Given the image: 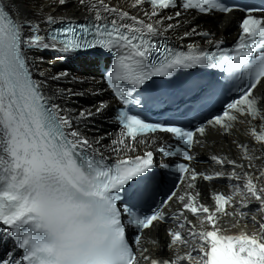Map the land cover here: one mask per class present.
I'll return each instance as SVG.
<instances>
[{"label":"snow or ice","instance_id":"obj_1","mask_svg":"<svg viewBox=\"0 0 264 264\" xmlns=\"http://www.w3.org/2000/svg\"><path fill=\"white\" fill-rule=\"evenodd\" d=\"M69 2L54 0L53 5H42L36 12L40 14L43 7L65 6ZM76 2L94 12L91 23L76 26L68 17L47 14L44 19L48 25L58 20L68 22L41 36L38 24L14 17L0 0V228L10 232L23 250L20 259L10 257L0 264H264V223L256 220V213L264 212V167L257 174L252 163L255 157L247 147L240 146L252 172L226 157L211 159L221 166L232 165L230 173H197L187 164H175L174 172L180 174L181 183L186 182V190L182 195L172 192L161 202L166 205L175 197L182 204L172 217L177 227L168 230L167 247L175 249V253L168 259L152 258L145 255L148 250L142 247V234L154 222L165 221L167 214L161 205L142 213L134 206H118V202L131 182L150 174L155 166L153 151L134 157L118 155L114 162H109L103 151L94 147L100 140L90 141L74 127L102 113L107 105L102 102L95 111L86 109L73 117L46 94V81L34 78L39 70L28 55L33 49L58 51L61 55L57 59L79 53L115 52L114 70L107 74V80L115 96L125 104L130 92L120 87L118 81L139 89L152 77H168L176 69L198 65L221 68L229 79L237 81L238 96L206 124L228 132L241 116L249 118L248 134L262 146L260 157L264 158V93L254 94L258 86L264 85V7L228 0H131V8L149 5L150 11L143 13L145 19L105 0ZM178 5L184 12L194 10L208 15L244 12L237 43L219 53L191 44L187 51L161 47L153 38L180 26L182 21L177 20L176 24L162 27L164 21L181 17L182 12L154 18L162 10ZM197 34L209 35L198 33L195 28L184 33ZM221 43L215 41L218 49ZM68 75L63 71L51 79L61 80ZM58 92L63 94L64 90ZM118 118L121 129L110 146V151L118 154L136 151L139 137L159 131L171 134L177 142L162 146L163 154L191 161L193 157L187 149L199 142L195 139L197 134L206 133L204 124L192 130L147 122L124 110ZM256 120L260 121L258 127ZM225 176L235 181L232 191L228 195L213 194V206L200 203L199 192L189 191L196 188L198 178L212 181ZM254 204L256 207L252 208ZM186 213L197 223L189 220ZM225 217L237 224L250 219L259 223L261 233L226 235L220 224ZM129 227L135 233L132 241L126 236Z\"/></svg>","mask_w":264,"mask_h":264},{"label":"bare ground","instance_id":"obj_2","mask_svg":"<svg viewBox=\"0 0 264 264\" xmlns=\"http://www.w3.org/2000/svg\"><path fill=\"white\" fill-rule=\"evenodd\" d=\"M8 8L11 9L14 17L21 20L27 19L39 25V35L45 36L47 30L56 24L48 25L45 22L44 17L47 14H52L56 17H68L71 21H88L91 20L94 12H90L87 6L79 5L76 0H71L65 6L43 7L42 12L37 14L36 9H40L42 5H53L54 0H3ZM111 6H115L119 9L126 10L130 15H136L138 18H145L143 13L150 11L149 5L146 3L144 6H137L131 8L129 5L131 0H105ZM175 10H162L159 16L154 19H159L160 16L167 17L172 16ZM181 17H174L171 21H164L162 27L166 28L167 23L176 24L177 20L182 21L181 25L168 29L162 36L154 38H161L167 40L169 43H173L184 48L188 45H198L200 49L205 50L215 45V41H222L225 43L232 42L238 35V29L234 24V20L237 17L234 13L228 15H215L214 17L200 16L193 11H181ZM146 19V18H145ZM67 21V20H65ZM130 22V21H127ZM195 28L198 33H208L207 37L202 35H190L185 36V32H191ZM31 33L29 34L30 38ZM208 40H212L214 43L209 44ZM185 45V46H183ZM28 55L33 58L39 71L34 73V78L37 80H44L46 94L53 98V102L59 104L62 109L67 110L73 117L78 116L80 111L92 110L100 105L102 102L107 105L104 111L87 120L74 124V127H78V130L82 132L90 141L100 140L99 147L103 151L104 155L108 159L116 160L119 156H136L142 155L145 151H148L159 143L160 135H149L146 137H139L137 141V150L134 152L114 153L110 151L111 142L116 139L120 129H118L116 122L111 118L113 107L118 103L109 95V90L102 81L101 75L97 69V62L93 56L76 54L65 56L63 59H57L61 55L55 50H30ZM67 71L69 75L61 80H53L52 76ZM58 90H64L61 94ZM71 90V94L68 91ZM264 93V85L258 86L255 90V94L259 96ZM250 125L248 118H240L238 122H235L234 128L228 133L224 134L219 129H210L208 135L202 138L200 147H196L194 152L198 155H213L216 157H226L229 160H235L237 164L245 168V170L252 172L253 169L248 168V161L242 156L244 148L241 145L247 147L254 159L252 163L258 170L264 167V158L260 157L261 145L254 141V139L248 134ZM139 140H145L146 143H139ZM206 169L212 171H223L230 173L232 171V165L224 164L223 166L216 164L214 161L205 166ZM198 169L196 168V171ZM237 172L240 168L236 169ZM186 190V182L183 183L178 190V195L184 194ZM225 190L227 193H231L232 186H219L212 183H205L202 179L198 178L196 181V188L194 192H199V202L208 206H213L214 201L212 199L213 194ZM239 199V197H236ZM182 208V204L179 203L176 198L169 203L167 211L179 210ZM188 219L197 223L195 218L186 213ZM264 212L256 213V220L263 223L262 219ZM223 227V232L226 235L231 233L245 232L249 235L261 233L259 223H254L250 219L241 220L239 224L232 218L225 217L220 221ZM177 226L174 223L163 225L158 224L151 227L145 232V239L141 243L143 248L148 251L145 255H149L152 258L168 259L174 257L175 249H169L167 244L170 237L168 234L169 229H174ZM254 228V229H252ZM13 249L14 245L10 244ZM187 251V249H181V252ZM9 254L7 255V257Z\"/></svg>","mask_w":264,"mask_h":264},{"label":"rangeland","instance_id":"obj_3","mask_svg":"<svg viewBox=\"0 0 264 264\" xmlns=\"http://www.w3.org/2000/svg\"><path fill=\"white\" fill-rule=\"evenodd\" d=\"M183 46H185V45H183ZM252 229H254V228H252Z\"/></svg>","mask_w":264,"mask_h":264}]
</instances>
